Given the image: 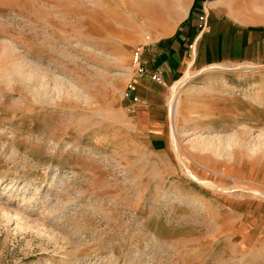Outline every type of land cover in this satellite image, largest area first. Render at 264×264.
I'll return each mask as SVG.
<instances>
[{
    "label": "rangeland",
    "instance_id": "374dc122",
    "mask_svg": "<svg viewBox=\"0 0 264 264\" xmlns=\"http://www.w3.org/2000/svg\"><path fill=\"white\" fill-rule=\"evenodd\" d=\"M187 6L0 0V264H264V63L124 98Z\"/></svg>",
    "mask_w": 264,
    "mask_h": 264
},
{
    "label": "crops",
    "instance_id": "0c3cea01",
    "mask_svg": "<svg viewBox=\"0 0 264 264\" xmlns=\"http://www.w3.org/2000/svg\"><path fill=\"white\" fill-rule=\"evenodd\" d=\"M227 1H207L204 6L196 4L192 8L195 0H188L182 21L172 26L173 35L159 42L158 52L148 67L142 61L149 74L162 76L163 83H155L148 76L138 78L143 91H136L139 102L134 105H141L138 108L141 118H147L150 110L140 103L145 99L161 102L163 89L169 86L170 80H176L189 64L196 63L199 69H203L217 64L242 66L264 63V25L259 20L257 9L250 8L264 6V0H235L249 9L245 12L242 8L241 13H228ZM203 14L205 21L200 29L202 24L198 17ZM130 105L135 109L133 104Z\"/></svg>",
    "mask_w": 264,
    "mask_h": 264
},
{
    "label": "built area",
    "instance_id": "2783aa9c",
    "mask_svg": "<svg viewBox=\"0 0 264 264\" xmlns=\"http://www.w3.org/2000/svg\"><path fill=\"white\" fill-rule=\"evenodd\" d=\"M142 47L137 46L135 47L134 51H133V61H134V65L136 67V71L137 74L140 77H150V79L152 81H154L155 83L158 84H162L163 83V78L161 75L157 74V73H151L149 74L147 69L145 68V66L142 64ZM124 98L129 100L131 102V104H136L137 102H139V96L136 92V86L135 84L130 85L125 94H124ZM132 110V106H128V111Z\"/></svg>",
    "mask_w": 264,
    "mask_h": 264
},
{
    "label": "bare ground",
    "instance_id": "6f19581e",
    "mask_svg": "<svg viewBox=\"0 0 264 264\" xmlns=\"http://www.w3.org/2000/svg\"><path fill=\"white\" fill-rule=\"evenodd\" d=\"M150 11V10H149ZM157 13V12H156ZM145 14V13H144ZM148 14V13H147ZM185 79V78H184ZM183 81H181V82H176V83H174L173 84V86H172V91H173V95H175L176 96V94H177V87L182 83ZM260 92V91H259ZM258 92V93H259ZM174 97V96H173ZM261 97V96H260ZM172 102H174L173 100H172ZM174 104V103H173ZM172 106V105H171ZM174 107V106H173ZM172 107V108H173ZM172 108L170 109V112L172 113V111L174 110V108H173V110H172Z\"/></svg>",
    "mask_w": 264,
    "mask_h": 264
}]
</instances>
